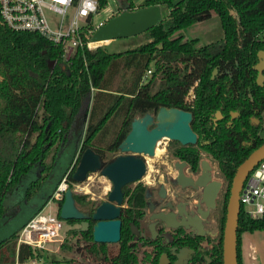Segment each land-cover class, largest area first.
I'll list each match as a JSON object with an SVG mask.
<instances>
[{
  "label": "trees",
  "instance_id": "obj_1",
  "mask_svg": "<svg viewBox=\"0 0 264 264\" xmlns=\"http://www.w3.org/2000/svg\"><path fill=\"white\" fill-rule=\"evenodd\" d=\"M118 2L126 9L158 3L166 10L132 47L119 51L103 45L76 47L68 57L61 45L34 31L14 30L0 19V264H28L41 256L30 245L17 246L16 241L20 226L39 208L11 228L10 220L19 212V207L18 211L10 208L11 203L26 208L39 188L55 176L57 164L66 155L71 163L91 146L103 152V158L111 157L132 117L153 112L160 105L190 110L191 126L198 135L196 144L175 140L171 154L197 170L205 153L225 182L220 231L217 239L209 237L211 245L203 250L208 264H223V226L233 175L264 142V85L256 82L254 68L257 51L264 46V0ZM213 11L219 17L222 37L197 45L196 37L181 32ZM150 66L152 73L142 82ZM190 89L192 98H188ZM70 178L72 173L67 175L69 182ZM145 188L142 183L124 185L127 199L116 246L93 241L91 226L79 229L87 241L82 254L89 259L82 264H138L136 252L141 243L133 239L129 223L138 225L145 215ZM73 197L80 209L94 210L95 201L85 194L73 192ZM256 229H264V217L252 218L240 207L238 264L241 232ZM196 253L193 261L200 258Z\"/></svg>",
  "mask_w": 264,
  "mask_h": 264
},
{
  "label": "water",
  "instance_id": "obj_2",
  "mask_svg": "<svg viewBox=\"0 0 264 264\" xmlns=\"http://www.w3.org/2000/svg\"><path fill=\"white\" fill-rule=\"evenodd\" d=\"M162 17V5L158 3L139 6L135 9H126L123 7L122 11L110 17L92 33L91 40L93 42H100L118 37L136 35L155 25ZM257 58V62L254 65L257 71L256 82L263 86L264 46L257 51ZM53 64L54 61L50 60L49 65ZM215 72L216 68H214L212 72V77ZM233 114H235V112H233ZM217 115L219 116L220 113L217 112ZM191 121L192 112L190 110L176 106L160 105L158 109L153 112L146 111L141 115L132 117L129 130L117 145L119 154L114 157L105 159L100 152L96 151L91 146L85 147L80 154H76L71 163L70 156L66 155L64 159L60 160L57 164V169L60 167V171H64L56 175L54 174L55 176L52 177L50 181H47L40 187V190L37 192V194H40V197L36 195L33 198V200L37 199L36 204L32 201L35 207L33 206L29 211H26V208L23 207L19 212L20 216L17 218L18 222L14 224V227L34 208H39L40 210L47 203L57 184L62 180L65 170L67 168L71 169L78 157L77 164L72 172V178L75 181H83L90 172L99 171L111 181V188L107 193V198L98 203L94 210L89 213L76 205L73 197V190L68 187L63 192V199L58 208V214L65 220H80L79 229L82 231L90 229L91 224L89 219H92L94 222L91 225V233L94 241H118L121 236L120 216L124 201V185L142 178L147 170L144 156H153L155 154L157 142L161 138L176 140L182 145L196 144L198 135L192 128ZM262 158H264V142L248 154L238 165L233 175L226 206V218L223 226V264H238L237 225L240 211L239 194L249 171ZM185 164V161L175 162L177 170L175 178L182 187L192 186L201 188V202L204 204V208L198 203L196 212L193 213L190 211V213H188V209L185 208V203L178 202L176 205V212L170 209L167 211L161 210L152 212L150 218H159L166 226L181 224L186 228L193 229L196 234L203 235L207 230L203 227L202 218L206 217L209 211L216 207L217 197L223 186V181L213 177L212 164L207 158L200 159L201 171L195 178L183 173V166ZM55 182L56 185H53ZM160 193L161 195H165V187L163 184L160 186ZM152 207L153 205L149 201V210H152ZM176 214L180 217L178 221L175 219ZM27 220H25L22 225H24ZM130 227L133 233L138 232L133 222H130ZM8 229L10 230V227H8L7 230ZM164 258V255L160 257L159 264H164ZM73 264L82 263L76 262Z\"/></svg>",
  "mask_w": 264,
  "mask_h": 264
},
{
  "label": "built area",
  "instance_id": "obj_3",
  "mask_svg": "<svg viewBox=\"0 0 264 264\" xmlns=\"http://www.w3.org/2000/svg\"><path fill=\"white\" fill-rule=\"evenodd\" d=\"M123 10L118 0H0V19L14 30L34 31L62 46L64 56L76 47L91 48L92 33L110 17ZM264 35V31L262 33ZM152 73L148 67L145 82ZM193 97L190 89L188 98ZM264 115V111H263ZM69 172L71 169L69 168ZM68 172L57 184L47 203L33 214L18 230L17 244L25 243L42 251L48 244L59 240L64 219L58 211L45 210L49 203L57 205L67 189ZM240 207L252 218L264 217V158L258 161L246 176L239 194ZM57 207V206H56ZM30 264H51L32 258Z\"/></svg>",
  "mask_w": 264,
  "mask_h": 264
},
{
  "label": "rangeland",
  "instance_id": "obj_4",
  "mask_svg": "<svg viewBox=\"0 0 264 264\" xmlns=\"http://www.w3.org/2000/svg\"><path fill=\"white\" fill-rule=\"evenodd\" d=\"M143 1L144 0H136V5L141 4ZM135 8L137 7L135 6ZM162 10L164 12L166 10V7L162 6ZM181 32L185 35V37L198 38L197 45H202L214 41L222 37L223 35L219 17L214 11L211 13V15L208 18L197 21L181 29ZM142 40L143 37L139 33L128 37L114 38L111 39V41L108 40V41L93 42L91 44V48H94L97 45H103L109 51H119L128 47H132L137 43L141 42ZM173 143H175V140H170L168 138H161L157 142L156 147H158V152L160 153L157 152V154L150 156L152 159L150 160V173L148 179H144L145 182L151 181L150 183L152 184L160 183L159 181H164V175L174 176L176 174L174 162L176 161L177 158H175V156H173L170 151L171 150L170 147L173 145ZM100 153L103 154V152ZM111 154L112 156L109 158H112L115 155L119 154V150L116 149ZM108 156H106L105 159H109ZM202 158H207L211 162L213 177L219 179L220 177L217 171L216 163H214L211 157L206 155L205 153H202ZM76 164L77 162L73 164L70 172L68 171L69 168H67L64 172V175L66 174V172H68V175H70L75 169ZM63 171L64 170L60 171V167H59L55 172V175L57 173H62ZM88 176L86 177L87 178L86 181H82V182L79 181L81 183H76L73 178L72 179L70 178L71 182L69 181L67 182L68 186L69 183H71L69 187H72L73 192L85 194L87 199H94V201H98L105 198L108 191L111 188V181L106 176L102 175L99 171L90 172ZM139 182L144 184L142 179L140 181L131 182L130 186H133L135 183H139ZM224 189H225V182L223 181V186L221 187L217 197L216 207L211 210L210 226L214 228L217 235L216 237L214 236L215 238L213 239H217L220 231L219 216L221 212L222 192ZM36 201L37 199L33 200L35 204ZM33 202H29L26 205V211L27 210L29 211L34 206ZM61 202H62L61 199L57 201V205H56L57 207L55 209L56 211H58ZM10 206H11L10 208L17 209L16 211H18V207H19V212L23 208L20 207V204L15 206L14 204L12 205L11 203ZM44 208L45 210H49L50 208L52 212H55L54 211L55 207L53 203L47 204ZM19 212H17V214ZM16 215H14L10 220L11 228H13L14 224L18 222L17 218L20 216V213L17 216ZM79 227L80 225L76 220L67 222L64 219V228L61 232L60 239L49 243L46 249L39 251L42 254V256L35 258L40 262L49 261V263L51 264H72L75 261H85V262L88 261L89 259H85V257H82L80 254L81 245L85 240L79 237ZM204 245H209V244L204 243ZM139 257L141 258L139 260H141L142 263L146 264L147 261L143 259L144 254L142 255L141 253H139Z\"/></svg>",
  "mask_w": 264,
  "mask_h": 264
},
{
  "label": "flooded vegetation",
  "instance_id": "obj_5",
  "mask_svg": "<svg viewBox=\"0 0 264 264\" xmlns=\"http://www.w3.org/2000/svg\"><path fill=\"white\" fill-rule=\"evenodd\" d=\"M175 158H177L176 161L186 162V164L183 166V173L185 175L195 178L200 173L201 171L200 163H199V168L197 170H193L186 160L180 159L178 157ZM175 162H174V167L176 169ZM176 174H177V170H176ZM176 174L174 176L164 175V181H159L160 183H156V184L150 183L151 181L145 182L143 180L144 184L143 183L142 184L146 186V188L144 189V196H143L144 198L143 210L145 215L138 223V225L135 224L138 229L137 233H133L130 227L134 235L133 239L141 243L140 244L141 246L139 247V250H137L136 253L139 259H141L139 257V253H141L142 255L144 254L143 259L147 261L146 264H159L160 257L162 255L165 256L164 264H208L210 259L208 258V256L204 255L203 250L205 248L207 249L211 245L209 237L211 239L217 236L214 228L210 226V221H211L210 215L212 209L209 211L206 217L202 218L203 227L205 230H207V232H205V234L203 235H198L194 232L193 229L186 228L184 225L181 224L176 226H166L165 224H163L161 219L150 218L152 212H158L161 210L167 211L169 209L172 210L173 212H176L177 210L176 205L178 202L185 203V208L188 209V213H190V211L193 213L196 212L198 203L200 204L201 207L204 208V204L201 202V188H195L192 186L182 187L175 178ZM142 178L140 180H142ZM128 184L130 185V183ZM135 184L131 187H134ZM161 184H163L165 187V195H161L160 193ZM106 198L107 195L105 198L95 201V205L105 200ZM126 199L127 197L124 193V201H123L122 209L126 205ZM149 201L153 205L152 210H149ZM175 217L177 221L180 220V217L177 214ZM76 221L80 225V220L76 219ZM89 222L92 225L94 221L92 219H89ZM121 226H122V219H121ZM79 237L85 240L82 243L80 249V254L83 257L82 253L84 252V245L86 244L87 241L80 231H79ZM118 241L106 242V243L109 246L111 245L116 246L117 245L116 243H118ZM204 243H207L209 245H204ZM194 244H196L197 247L196 249L193 248ZM195 252H197L196 254L200 256V258L197 259L196 261H193L192 254ZM139 259H138V264H145L142 263L141 260ZM93 264H97V263L93 262Z\"/></svg>",
  "mask_w": 264,
  "mask_h": 264
},
{
  "label": "crops",
  "instance_id": "obj_6",
  "mask_svg": "<svg viewBox=\"0 0 264 264\" xmlns=\"http://www.w3.org/2000/svg\"><path fill=\"white\" fill-rule=\"evenodd\" d=\"M37 197H40L39 193L37 194ZM54 207V211H56V206ZM240 239V263L264 264V229L242 231Z\"/></svg>",
  "mask_w": 264,
  "mask_h": 264
},
{
  "label": "bare ground",
  "instance_id": "obj_7",
  "mask_svg": "<svg viewBox=\"0 0 264 264\" xmlns=\"http://www.w3.org/2000/svg\"><path fill=\"white\" fill-rule=\"evenodd\" d=\"M106 41H108V40H106ZM157 152H158V147L155 148V154H157ZM158 153H160V152H158ZM155 154H154V155H155ZM150 160H152L150 156H148V155H145V156H144V161H145L146 169H147V170H146L145 174L143 175V178H142L143 180H144V179H148V177H149V173H150ZM151 163H152V162H151ZM148 168H149V170H148ZM150 177H151V176H150ZM88 178H89V176H88ZM86 180H87V178L84 179L83 181H86ZM75 182H76V183H81L82 181L79 182V181L76 180ZM147 182H149V181H147ZM70 188H71V187H70ZM71 190H73V189L71 188Z\"/></svg>",
  "mask_w": 264,
  "mask_h": 264
}]
</instances>
